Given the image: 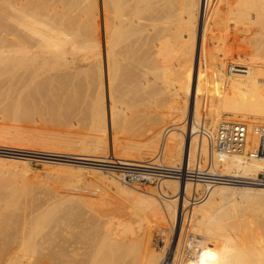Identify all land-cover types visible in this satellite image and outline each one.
I'll return each mask as SVG.
<instances>
[{
	"label": "bare ground",
	"instance_id": "obj_1",
	"mask_svg": "<svg viewBox=\"0 0 264 264\" xmlns=\"http://www.w3.org/2000/svg\"><path fill=\"white\" fill-rule=\"evenodd\" d=\"M91 1L93 6L89 5L84 8L88 15V18L85 17L87 18L86 21L90 20L89 22L87 21L88 31L86 32H88V36L85 32L90 44L82 45L84 47L80 46L78 42L80 38L79 40L77 39L78 41H73L70 38L71 36L67 35V29L60 27L62 20V24L66 21L67 26L75 21L74 19L71 22V15L66 18L67 13L60 12L59 14H62L63 18L60 16L62 18L59 19L61 23H58L60 24L59 26L56 25L60 28H53L51 27V21V24L49 21V23H45L47 18H45V22L41 21L43 18L40 20L34 13L28 12L26 6H17L18 11L15 12L14 8L10 7L13 10V16L15 17L17 14L18 21L15 19L13 21L17 28L14 26L12 31V27L8 31V27L6 30V27H3L2 29L4 30H0L1 33L2 31H7L10 32L8 35H12L11 39L4 38L1 41L0 63L4 62L2 65L7 62L11 63V71L15 72L23 68H32L30 70L40 72L43 70V65L51 59V49H48L49 52L45 49L46 47L55 46L58 49L59 47L71 46L69 48H72V52H64L60 55L62 51H65L64 48L63 50L61 48L60 54L57 57L55 56L64 66V80L62 81L66 86L69 83L67 80L70 75L75 80H78L80 75H84L82 77L89 86L84 85L87 90L95 87L97 89L96 92L99 91L98 95L96 92H92L98 96L97 101L93 104L94 115L97 117L94 121L92 120L95 127L106 122H109L110 126H119L118 122L121 124L119 118H126L125 115L119 117L121 113L123 115L122 111L126 107H124L126 104H123L124 101L127 102L123 99L124 94L134 90L137 92L140 88L139 91L142 90V96L139 92L138 94L139 97H143V100H139L144 102V105L145 102L150 104L149 102H153V100L154 105L156 100L167 103V108L163 110L157 104L159 110L157 109L154 112L157 115H160V113L164 114L163 117L168 120L164 127L159 124L156 125L154 122L155 126L153 124L151 129V125L147 124L149 128L146 131L148 129L151 130L146 136L147 143L145 142L146 145H143V152L149 156L156 154L161 140L162 147H164L162 149L172 148L176 143L181 151L184 148L182 165L183 167H186V165L189 168L192 167V169H195V173L254 179L259 172H264V156L249 158L241 154L221 155L214 149L212 150L214 135L218 125L224 120L247 123L251 133L249 139L254 144L256 143V136L253 130L256 126L264 125V0ZM99 9L101 10V16ZM10 10L6 12L11 14ZM70 10L72 9L70 8ZM70 10L65 11L70 12ZM75 11L73 9L72 12L75 13ZM8 14L5 17L6 23ZM3 18V12H1L0 22ZM55 22L57 23V20ZM7 24L12 26L13 23L9 22ZM72 28L70 29L72 30ZM21 31L23 33L29 31L37 34L40 39L36 41L29 40L27 36H20ZM102 36L105 39V47ZM83 41L82 39L80 40V42ZM9 46L10 48H8ZM84 49L87 52L80 53ZM124 61H128L130 64L134 63L139 69L132 70L134 72L138 70L137 73H133L134 76L130 72L131 68L129 71L127 69L128 73L130 72L127 81L130 79L133 81L131 82L130 80L129 84L127 83L128 86L131 83L133 84L132 88L127 86L131 88V90L127 88L129 90L127 92L124 89H120L121 87L119 88L122 82H127L126 79L128 78H125L126 67L123 64ZM134 64L125 66L134 67ZM93 67H95L96 72ZM2 72L5 73V70ZM26 72H28L27 69ZM82 82L78 80L81 86H83ZM60 85L65 88L62 82ZM76 85L79 86L78 84ZM135 86L139 88L137 89ZM123 88L126 89L124 86ZM117 89L120 90L118 91ZM88 91H91V89ZM184 95H186V98ZM190 95L195 98L193 111L192 109L189 111V114L194 117V124L197 121V125L200 126L199 119H201L202 108L206 106V114H204L206 117V129L201 127L203 128L201 132H204L205 142L203 141L204 144L201 150L203 153L200 151L202 153L200 157L204 156L205 160H208L206 159L208 157V142L210 165L207 172H203L206 168L203 167L201 169L192 165L193 163L191 164L192 160H194L192 139L194 134H197L194 132H196L198 126H191L188 123V128H186V124L180 127L178 122L186 115L182 103L187 104V99L191 97ZM169 102H172V105L168 107ZM153 107L151 105V109ZM150 111L152 112V110ZM146 112L142 113L146 114ZM222 114H225L226 118L219 121ZM149 115L151 117L153 114L149 113ZM157 115L152 117L156 118ZM150 117L148 118L152 119ZM123 121L122 118V123L125 122ZM150 122L151 120L148 123ZM124 124L120 126H124ZM182 124L184 123L182 122ZM180 131H182L181 133H186L187 138L180 137ZM131 146H128L130 147L129 150H134L135 146H132L133 148ZM200 161L202 162L201 158ZM86 162H93L95 165H106L91 160ZM152 163L154 164V161ZM179 164L181 165V162ZM179 164L175 163V167L180 166ZM124 169L121 171L123 173L122 181L127 179V172L132 175L139 172L137 167H124ZM168 169L167 167L166 170ZM118 171L113 172L112 176L115 178L111 177L110 181L117 186H121L118 181V176H120ZM165 171L163 173H166ZM169 173L156 175L158 177L152 174H143L149 175L151 178H160V184L166 189L165 196L170 199L168 202L172 206H176V203L180 201L178 195L182 192L186 194L187 190L192 188L190 183L192 181H182L179 184V191L174 193L169 187L170 180L174 178V175L168 176ZM146 175L144 179L147 177ZM247 181H232L234 184L244 187L231 186L229 184H232V182L226 180L214 182L210 178L194 181L203 183L201 184L205 186L203 187L205 188L203 193H207L211 187L214 188L209 191L211 193L210 195L208 194L209 198L207 197L206 203L202 204L203 206L201 207L198 206L199 210L191 208L196 210L194 212L192 210V214L190 212L186 215L180 213L183 216L179 231H177V226H173L172 230L174 233L165 234L166 238H164L165 242L162 246L156 240L157 244H153L155 242L153 239L156 238H154L155 224L162 223L167 225L166 220L173 219L176 212H172L170 211L172 209L167 208L168 211L166 210L167 214H165L156 197H151L153 194H150L151 196H142V205L150 208L153 215L149 216H152V219L150 222L146 221V223L142 220L132 219L130 218L131 216L129 218H121L120 215L119 217L118 215H113V212L109 213L110 209L107 212L100 204L98 206L93 199L87 197H64L59 202L43 204L42 217L38 215V219L41 218L42 220L41 227L26 231V228L24 229L22 226V229L26 232L25 234H19L20 231L18 233L14 228V237L9 241H5L3 243L4 246L1 243L3 247H0V264H264V243L254 247L249 246L252 242L250 237H252L253 231L257 230L258 226L260 227L264 222L262 219L264 206H262V211L257 212L263 215L262 217L259 214L258 216L253 215L254 211L249 213L251 208L255 210V207H253L255 206V204L253 205L255 201L264 200L262 195L264 194L262 193L264 192V185ZM21 187L23 188V186ZM24 189L27 191L28 188ZM16 191H19L18 188ZM239 198L241 200L244 198L245 200L238 202ZM183 202L185 203L186 200L184 201L183 199ZM200 202H198V205H201ZM246 204H248V207L249 204H252V207L250 206L251 208L249 209ZM260 204L258 206H261ZM1 208L4 210L6 207L3 208L2 206ZM256 210L258 211V209ZM1 213L3 212H0V215H2ZM185 213L187 212L185 211ZM8 214L10 213L8 212ZM13 214L12 216L16 212ZM12 216L10 215L9 220ZM4 219L8 220L6 217ZM4 219L2 217V220ZM36 220L35 224H38ZM2 222L0 224L6 225L7 223L8 226L10 225L9 221V223ZM5 229L8 230V227ZM177 232L179 233L177 234ZM176 234L178 235L177 241L175 239L172 240V235L176 237ZM6 238L8 240V237ZM187 248L190 249L187 250Z\"/></svg>",
	"mask_w": 264,
	"mask_h": 264
},
{
	"label": "rangeland",
	"instance_id": "obj_2",
	"mask_svg": "<svg viewBox=\"0 0 264 264\" xmlns=\"http://www.w3.org/2000/svg\"><path fill=\"white\" fill-rule=\"evenodd\" d=\"M92 3L93 2L91 0H0V6H1L0 9L2 10V11L0 10V13L3 12V15H4V18L0 22V30H4L2 29L3 27L4 28L6 27L5 30L8 27V31H10L11 27H12L11 31L13 30L14 26L15 28H17V26L14 25L13 21L14 19L17 20L18 17H17V14L15 15V17L13 16V12H12L13 10L10 7H13L14 12H15V11H18L17 6H22V5L26 6L28 12L34 13V15L36 17L38 16V19L40 20L43 18V20L41 21L45 22L44 20L45 18H47L45 23H49L50 21L52 22V24L55 23L54 25H52L50 22L51 27L53 28L54 27L57 28L60 25L58 23H61V22L63 23V20L62 21L60 20L61 22L59 21V19L63 18L62 14H59V13L63 11L65 14L67 13V15L65 16L66 18L70 17L71 15V18H72L71 22L74 21V19L75 21L72 22L69 26H67L68 24H66V21H65L64 24L61 23L60 27L63 29L65 28L67 29V30L65 29L67 35L71 36L70 38L73 39V41H78L79 38L80 40L82 39V41L84 40L83 42H80V40L78 41L80 43V46L90 44L88 37H87L88 32H86L88 31L87 25L90 20H87L88 22L86 21V19L88 18L87 17L88 15L85 12L86 9L84 8L88 7L89 5L93 6ZM100 7H101V3H100ZM70 8L72 10H70ZM73 9L76 10L75 13L72 12ZM8 10H10L12 13L9 11V13L11 14H8V12H6ZM65 10H68V11L70 10V12L65 11ZM99 12L101 16L100 9H99ZM7 14L9 15L7 17L9 20V21L7 20V23L9 22L13 23L12 26H10L11 24L6 23L5 17L7 16ZM50 17H51V20H50ZM56 20H57V23L55 22ZM67 20L69 21V19ZM15 24H16V21H15ZM70 28H72V30ZM68 30H71L72 32ZM4 32H7V31H4ZM4 32L3 31L2 33L0 32V35H1L0 44H1V41L4 40V38L11 39L12 35L11 36L10 34L8 35V33L10 32H7V33H4ZM85 32L87 36L85 35ZM22 33L23 32L21 31L20 36L22 37L27 36L29 40L36 41L40 39L39 38L40 36L32 32L28 31L27 33H23V34ZM72 35L74 36L72 37ZM102 39H103V45L105 47L104 36H102ZM69 47L71 46L63 47L65 51H62L63 50L62 47H59L60 49L59 48L57 49V47L55 46L46 47L45 49L47 51L51 49L50 50L51 59H49V61L45 63L46 65L45 64L43 65L42 67L43 70H41L42 72L30 70L32 68H29V69L26 68L28 72H26L25 68L15 72L13 70L11 71L12 69L11 63L5 62L6 63L5 65H2L4 64V62L0 63V182H1L0 192L2 193V194L0 193V202H1L0 207L2 206L3 208L6 207L5 208L6 211H4L5 209L4 210L2 208L0 209V212H3L1 213L2 215H0V220H2V217L3 219L4 217H6L8 218V220L4 219L2 221H4V223L8 221L10 222V223L8 222L10 224L9 226L7 225V223H6L7 226L5 224L4 225L0 224V228L1 226H3L4 228L2 227V229L5 230L4 231L0 229L1 233L2 234L4 233L3 235L0 233L1 234L0 241H2L0 242V247L2 245L4 246L3 243H5V241H9L11 240L12 237H14L15 235V233H13L14 228H15V231H17L18 233L20 231L19 234H23V233L25 234L26 233L24 230L25 228H26V231L32 228L34 229L40 228L42 224V220L41 218L40 219L38 218L42 217L41 213H43L44 205L48 203L59 202L64 197H72V196L73 197L75 196L87 197V198L93 199L98 206L100 204V206H102V208L105 209L107 212L110 209L109 213L113 212L114 213V214L112 213L113 215H116V216L118 215V217L120 215L121 218H129L131 216L130 218L132 219L142 220V221H145L144 223H146V221L150 222V220L152 219L151 217L153 215H152V211L150 210V208H148L145 205L144 206L142 205L143 203L142 196H146V195L151 196L152 194L153 196L151 197H156V199L158 200V203H160L161 207L164 209L163 212H165V214H167L166 213L167 208L172 209V210L169 209L172 212H176L175 213L176 218L173 217V219L171 218V219L166 220L167 225L162 224V223H159L157 225L155 224L154 238L155 237L156 238L153 240L158 241V244L162 246L165 242L164 241L165 240L164 238H166L165 234H168L169 232L170 233L172 232L171 234H173L174 233L172 230L173 226H177L178 227L177 231H179V228L181 227L180 222H181L182 216L188 214L189 212L190 214H192L194 211L199 210L200 209L199 207L203 206L208 200L209 198L208 196L211 193V192L209 193V191H212L214 187L209 188V191L207 193L206 192L203 193V190H205V188H203L205 186L201 185L203 183L190 182L192 184L191 186L192 188H189L186 194L185 192L180 193L178 195V197H180V201L176 203V206L174 205L172 206V204L168 202V200L170 199L165 196L166 189L164 188V186L160 184V178H156V177L151 178L148 175L145 178L146 180H140L138 182L136 180L135 181L128 180V178L122 181L121 178H122L123 173L121 171L125 170L124 167H134V168L135 167L142 168V166L149 167V168H153V170L147 174H152V175H158V174L163 175L164 174L165 175L166 173H168L167 171H165L167 167L170 170H174L175 163L179 164L181 162V165H182V162H183L182 159L184 157L183 151L185 150L183 148L181 151L177 143L174 144L172 148L162 149L164 147H162V144H161L162 141L160 140V146L158 148L159 152L157 150L156 154L152 156H149L142 150V148L144 147L143 145L144 144L146 145L147 143L146 136L149 134V131L152 129V125L154 124L155 126V123H156V125L159 124V125H162V127H164L165 123L168 121L166 117H163L164 114L163 115L161 113L160 115H157V113L155 114L156 110L157 109L159 110V108L161 110L166 109L167 103L165 104L164 102L156 100L155 105H154V100H153V102H149L150 104L148 103L146 104L145 102V105H146L145 106L143 104L144 102L142 101L140 102V100H143V97H141L142 90L139 91L140 89L139 87L135 86V88L137 89L139 88L138 90L136 89L137 92L134 90L135 89L134 87H133L134 88L133 92H127L129 91L128 89L131 90L133 86L132 83H131L132 85L130 84L131 88H128L130 86L127 85V83L129 84L131 80L130 79L129 81H127L129 79L130 72L131 74L137 73L139 69L138 67H136L134 63H133L134 67L136 68H134L133 66L131 67L125 66V65H133V64H130L128 61L127 62L124 61L123 64H125L124 67H126L125 68V75H126L125 78L126 77L128 78L126 79L127 82L125 83L122 82L125 85L121 83L122 86L120 85L119 88L121 87L120 89H124L125 92H127L125 93L124 91L121 90L123 93H125L124 94L125 96H123V99L126 100L127 102L125 101L123 102V104H126L124 105V107L126 106L125 107L126 109L123 107L124 108V110L122 111L123 115L121 113L119 117L125 115L127 119L124 117H121L119 119L121 120V124H124V123L125 124L124 126L123 125L120 126L121 124L120 122H118L119 123L118 125L120 126L119 127V126H110L109 122L108 123L106 122L103 125H99L95 127V125L92 123V120L94 121V119H96L97 117L96 115H94L95 112L93 111V107H94L93 104H95V102L97 101L98 96H96V93L98 95L99 91L96 92L97 89L95 87L89 88L91 89V91H88L89 89L87 90L85 86H88V85L85 79L83 78L84 75H80L81 77L79 76V79H78L79 81L81 80L84 82V83L82 82L83 86L79 85L81 82L78 83V80L77 79L75 80L74 78H72L73 76L71 75L70 77H68V80L69 78L70 80L69 81L67 80V82H69L68 84H70L69 86H67L68 84L65 86L64 82L62 81L64 80V77H63L64 76L63 75L64 66L56 57L58 54H60L59 52L61 51L62 52L60 55H62L64 52H69V53L72 52V48L70 49ZM8 48H10V46ZM81 51L82 52L80 51L78 52L80 53L87 52V50L85 49ZM1 68L5 70V73L2 72L3 70ZM93 68L95 71V67ZM127 69L128 71L129 69L131 71L128 73ZM135 69H138V70H136L135 72L132 71ZM31 71L32 73H30ZM125 78L123 77L124 81H125ZM60 80L62 82V85L64 84L63 86L65 88L61 87ZM131 82L133 81L131 80ZM74 83L78 84L79 86H77L76 84L74 85ZM123 86L126 87V89L127 88L128 89L126 90L125 88H123ZM120 89H117V90L119 91ZM92 92H96V93H92ZM138 92L141 95L140 97H139ZM126 94L128 97L126 96ZM185 96L186 95H184V97ZM191 98H194V96L192 95L191 97H188L189 100L187 99V102H188L187 104L182 103L183 109H185V114L187 116L184 115V118L178 121L180 127L181 125L183 126L185 124H186V128H188L190 124L191 126L197 125V121H196V124H194L195 120H194L193 115L189 114L190 109H192L193 111V108H194L193 103H195V98L194 99H191ZM135 103H137V105H135ZM157 104L160 106V107L158 106L159 108L157 107ZM161 104L163 105L161 106ZM168 104H169L168 105L169 107L172 105V102H169ZM151 105L152 107L154 106L152 109H151ZM185 105H186V108H185ZM190 105H191V108H190ZM141 107H143L144 110ZM205 108L206 106L202 108L203 109L201 112L202 115L200 116L201 119H199V124L204 129H206L205 128L206 120H203L202 117H204L203 115L206 114ZM125 110L128 114L125 112ZM140 110L141 111L143 110L142 112H146L148 110L147 112L153 115H157V117L155 116L156 118H153L154 117L153 115H151L150 117L149 113L146 112L145 114V113H142ZM150 110H152L153 113ZM80 111L81 112L83 111V112L81 113ZM143 114H144V117H143ZM140 116L144 119H142ZM148 117L152 118L153 121L152 119H149ZM122 118L124 121L126 119L125 122L123 121L124 123H122ZM129 118H132V119H129ZM223 118H226L225 114H222L219 121H221ZM120 120H117V121H120ZM149 120H151L150 123H148ZM182 122L184 124H182ZM147 124L151 125L150 127L151 129H148L146 131V129L149 128V125ZM181 132L182 131L179 132L180 137L184 139L187 138L186 136L187 134L181 133ZM193 137L195 138V139L194 138L192 139V150L194 151L193 152L194 160H192L193 162H191V164L193 163L192 165L198 168H201V169L203 167L208 168V166L210 165L209 158H208L210 157L209 146H208L209 144L207 142L208 157H206V159L208 160H205L204 156L200 157L203 153V151L201 150L204 144L203 141L205 140L204 139L205 137L203 136V134L201 135L194 134ZM200 137L202 140L200 139ZM131 145L135 146L134 150H131V149L129 150L130 147L128 146H131ZM132 146L131 148H133ZM163 154H165L166 156ZM180 154H181V157H180ZM203 157H204V160H203ZM180 158H181V161H180ZM200 158L202 162L200 161ZM89 160L95 161L99 164L101 163V164H106V165H95L93 164V162L87 163L86 161H89ZM152 161H154V164L152 163ZM130 164H133V165H130ZM107 165H110V166H107ZM114 169L119 170L118 174L120 173L119 174L120 176H118L119 177L118 181L121 184V186H117L115 183L110 181L111 177H114L112 176L113 172L116 171ZM163 171H165L166 173H163ZM168 176H172V175L169 174ZM14 181L15 182L17 181V182L15 183ZM182 181L184 182V180H178L176 179V176H174V178L170 180V185H169L170 190L173 191L174 193L179 191V184ZM5 182L7 185L5 184ZM198 185L199 187H197ZM229 185L240 186V187L242 186V185H238L234 183L229 184ZM21 186H23V188ZM17 188L19 191H16ZM24 188L26 189L28 188L27 191ZM7 190L9 191L6 192ZM262 193L260 192V194ZM262 195L264 196V194ZM183 199L184 201L186 200L185 203L183 202ZM198 200L201 201L200 202L201 205H198L199 204ZM243 200L245 199L242 198L241 200V198H239V200L237 201L239 202ZM260 201H255L254 203L252 202L253 205L255 204V206H253L255 207V210L251 208L252 204H249V207L247 206L248 204H246V206L249 209L251 208V211H249V213L254 211L252 214L255 216H258L259 213L257 212L262 211L261 210L263 208L262 206H264V200H260ZM249 203L251 202L249 201ZM259 204L261 206H258ZM36 207L38 208L41 207V208L38 209ZM191 208L193 209L197 208V209L193 210ZM256 209H258V211ZM105 210H102V211H105ZM185 211L187 213H185ZM8 212L10 214H8ZM13 212L14 214L16 212L15 214L16 216L13 214ZM180 213H182L183 215ZM3 214H6V215L3 216ZM12 214L14 216H12ZM146 214L148 215V218L150 219L147 218ZM7 215L9 216L7 217ZM10 215L12 216L11 217L12 220L11 219L9 220ZM150 215L152 216L149 217ZM260 215L261 214H259V216ZM132 216L135 218H133ZM262 216L263 215H261V217ZM262 219L264 221V216L262 217ZM35 220L36 222H38V224L37 223L35 224ZM2 221H0V223H3ZM5 226L8 227L9 231L5 229L6 228ZM22 226L24 227V229H22L23 228ZM178 233L179 232H177V234ZM9 234L11 237L9 236ZM177 234H176V237L175 235L174 236L172 235V240L175 239L177 241L178 239ZM251 236L252 237L250 238H252V242L249 244L250 247H254L256 245H261L264 243V222L262 223L260 227L258 226L257 230L253 231V234ZM1 237H2V240H1ZM6 237H8V240H6L7 239ZM156 241L153 243L154 245L155 243L157 244ZM188 249L190 248H187V250Z\"/></svg>",
	"mask_w": 264,
	"mask_h": 264
},
{
	"label": "built area",
	"instance_id": "obj_3",
	"mask_svg": "<svg viewBox=\"0 0 264 264\" xmlns=\"http://www.w3.org/2000/svg\"><path fill=\"white\" fill-rule=\"evenodd\" d=\"M202 118L203 120H206L205 116ZM201 129L203 130L200 125L194 133L203 134L204 132H201ZM253 132L256 136L255 144L249 139L251 133L247 123L241 121L224 120L218 125L216 133L214 135V145L212 147V150L214 149L217 153L221 155L241 154L246 155L249 158H257L259 156H264V125L256 126ZM152 170L153 168L142 166V169L140 170L139 168V172H136L134 175L127 172L126 177L131 181L146 180L144 179L146 174L143 173H149ZM207 170L208 168H206V170H203V172H207ZM166 171L170 172L169 174L176 176V179L178 180H186L192 182L197 181L198 179L201 180L209 178L214 182L224 180L228 182H242L250 180L247 182L258 185H264V172H260L254 179H246L228 176L225 177L221 175L195 173V169H192V167L189 168L188 165H186V167H183L182 165L181 167H175L174 170L168 169Z\"/></svg>",
	"mask_w": 264,
	"mask_h": 264
}]
</instances>
